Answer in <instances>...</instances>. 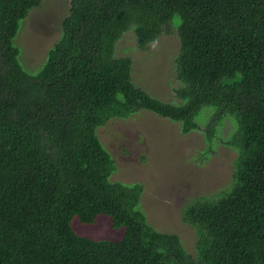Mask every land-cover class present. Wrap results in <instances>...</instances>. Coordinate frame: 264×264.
I'll list each match as a JSON object with an SVG mask.
<instances>
[{
    "label": "trees",
    "instance_id": "1",
    "mask_svg": "<svg viewBox=\"0 0 264 264\" xmlns=\"http://www.w3.org/2000/svg\"><path fill=\"white\" fill-rule=\"evenodd\" d=\"M41 0H0V264H264V0H69L60 35L35 73L13 43ZM178 16L174 89L184 102L151 96L131 80V58L114 56L132 26L145 49ZM208 143L225 115L236 129L229 188L182 208L195 229L189 255L173 232L138 207L142 184L111 180L115 163L97 127L147 109L199 128ZM105 215L117 240L73 227Z\"/></svg>",
    "mask_w": 264,
    "mask_h": 264
},
{
    "label": "rangeland",
    "instance_id": "2",
    "mask_svg": "<svg viewBox=\"0 0 264 264\" xmlns=\"http://www.w3.org/2000/svg\"><path fill=\"white\" fill-rule=\"evenodd\" d=\"M69 0H41L19 22L13 43L19 47L18 59L30 73H35L45 59L47 49L60 35V21L67 13ZM173 19L161 35L140 49L134 41L132 26L115 43L114 56L131 58V80L151 96L173 104H182L174 92L181 83L175 76L174 59L179 50ZM202 106L194 116L197 129L182 133L179 124L156 113L140 109L126 117H112L97 127L98 137L112 156L115 168L111 180L139 182L143 188L138 207L158 231L179 235L187 253L195 254L196 233L182 220V208L198 199L209 198L231 185L237 149L222 143L236 129L231 115H225L207 142L203 127L214 111ZM73 227L93 239L117 240L123 229L113 228L105 215L95 223Z\"/></svg>",
    "mask_w": 264,
    "mask_h": 264
}]
</instances>
